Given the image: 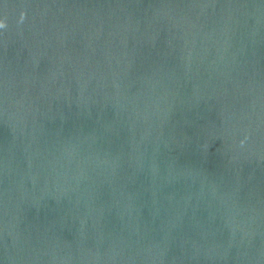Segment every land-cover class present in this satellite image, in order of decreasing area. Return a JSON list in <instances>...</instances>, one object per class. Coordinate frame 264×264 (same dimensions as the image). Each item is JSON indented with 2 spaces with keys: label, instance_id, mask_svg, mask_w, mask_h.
<instances>
[{
  "label": "water",
  "instance_id": "water-1",
  "mask_svg": "<svg viewBox=\"0 0 264 264\" xmlns=\"http://www.w3.org/2000/svg\"><path fill=\"white\" fill-rule=\"evenodd\" d=\"M0 23V264H264V0Z\"/></svg>",
  "mask_w": 264,
  "mask_h": 264
},
{
  "label": "clouds",
  "instance_id": "clouds-1",
  "mask_svg": "<svg viewBox=\"0 0 264 264\" xmlns=\"http://www.w3.org/2000/svg\"><path fill=\"white\" fill-rule=\"evenodd\" d=\"M0 27H3V24L2 23H0Z\"/></svg>",
  "mask_w": 264,
  "mask_h": 264
}]
</instances>
